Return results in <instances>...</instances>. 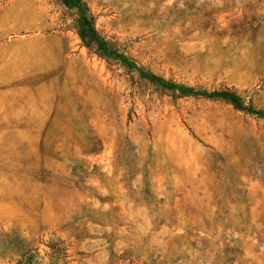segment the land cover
Here are the masks:
<instances>
[{
	"label": "rangeland",
	"instance_id": "obj_1",
	"mask_svg": "<svg viewBox=\"0 0 264 264\" xmlns=\"http://www.w3.org/2000/svg\"><path fill=\"white\" fill-rule=\"evenodd\" d=\"M79 1L0 0V80L36 25L65 51L50 93L0 82V264H264V118L79 28L264 112V0Z\"/></svg>",
	"mask_w": 264,
	"mask_h": 264
},
{
	"label": "crops",
	"instance_id": "obj_2",
	"mask_svg": "<svg viewBox=\"0 0 264 264\" xmlns=\"http://www.w3.org/2000/svg\"><path fill=\"white\" fill-rule=\"evenodd\" d=\"M33 34L26 37L28 40L31 38L34 44L29 46H22L17 44L12 47L13 54L7 52V63L4 67V78L0 82L17 83V84H32L35 86H27L28 89L33 91H39L45 89L50 93V74L53 73L59 67H63L64 62V47L60 43H55V35L50 33H43L41 28L36 25V28L32 30ZM25 39V40H26ZM24 40V41H25ZM3 50L4 45H1ZM8 45H6L7 47ZM11 51V49H10ZM3 56H0L2 58ZM13 58L14 65L11 62ZM6 74V75H5ZM50 97V96H49ZM50 106V102L48 107ZM47 114V113H46ZM50 114V113H48ZM36 132L40 131L39 128H34Z\"/></svg>",
	"mask_w": 264,
	"mask_h": 264
},
{
	"label": "trees",
	"instance_id": "obj_3",
	"mask_svg": "<svg viewBox=\"0 0 264 264\" xmlns=\"http://www.w3.org/2000/svg\"><path fill=\"white\" fill-rule=\"evenodd\" d=\"M65 7L69 8L70 10H80L82 13H85V7L79 0H62ZM80 28V36L83 39L85 36H88L90 41L94 42L96 45V50L103 54L104 56L111 58L115 61H118L124 68L129 71L136 72L140 79L150 82L151 84L157 87H163L171 89L177 92L181 96H204L206 98L212 99H220L227 103H229L233 108L237 110H243L248 114L258 116L260 118H264V112L255 110L251 106H244L242 104L241 98L230 91H221L216 92L213 91L211 93L195 91L191 88H188L183 85L174 84L172 82L166 81L161 77H158L151 72L143 71L138 68L133 62L128 60L125 56L114 53L109 45L102 37H100L93 27L84 22V20L79 22Z\"/></svg>",
	"mask_w": 264,
	"mask_h": 264
}]
</instances>
